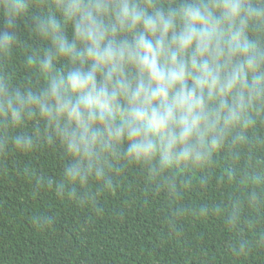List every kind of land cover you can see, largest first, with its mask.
Wrapping results in <instances>:
<instances>
[{"label": "clouds", "instance_id": "1", "mask_svg": "<svg viewBox=\"0 0 264 264\" xmlns=\"http://www.w3.org/2000/svg\"><path fill=\"white\" fill-rule=\"evenodd\" d=\"M41 4L47 11L30 19L47 45L43 84L20 90L0 75V127L22 152L41 136L58 141L71 158L67 183L105 177L121 160L153 172L201 168L264 113V46L252 35L264 31V0ZM35 6L0 0V54ZM28 121L31 134L21 131Z\"/></svg>", "mask_w": 264, "mask_h": 264}, {"label": "trees", "instance_id": "2", "mask_svg": "<svg viewBox=\"0 0 264 264\" xmlns=\"http://www.w3.org/2000/svg\"><path fill=\"white\" fill-rule=\"evenodd\" d=\"M34 4L0 54V75L20 90L43 84L47 45L30 16L47 8ZM252 35L264 46V31ZM255 119L201 168L121 160L84 183L66 182L71 158L58 141L41 136L22 152L0 127V264H264V113Z\"/></svg>", "mask_w": 264, "mask_h": 264}]
</instances>
